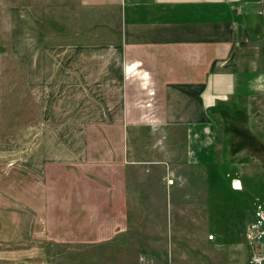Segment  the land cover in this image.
I'll list each match as a JSON object with an SVG mask.
<instances>
[{
	"label": "crops",
	"instance_id": "0c3cea01",
	"mask_svg": "<svg viewBox=\"0 0 264 264\" xmlns=\"http://www.w3.org/2000/svg\"><path fill=\"white\" fill-rule=\"evenodd\" d=\"M28 4L58 9L52 23L32 17L31 10L28 17L18 16L26 22L31 42V36L36 35L37 43L43 32L49 46L59 51L55 55L74 57V65L60 71L76 73L77 81L90 83L93 90L107 89V108L99 115L125 122L122 174L116 150L108 146L112 155L97 161L100 177H76L66 187L69 176H55L49 183L58 188L34 196L35 237L46 241V254L59 247L56 257L48 253L44 264H231L226 258L221 263L219 254L226 257L227 250L235 248L220 236H229L231 228L216 232L213 239L206 233L196 241L189 228L165 227L167 153L163 152L169 148L157 146L154 162L146 161L149 151L141 138L147 127L158 137L183 132L186 157L199 164L217 162L221 152L230 150V142L223 139L226 130L217 124V110L233 106L245 92L264 90V58H260L264 46L254 43L264 40V0H29ZM55 23L58 34L52 28ZM35 70L48 73L43 67ZM236 145L228 155L232 163L243 160ZM167 168L176 170L174 164ZM234 189L242 190V183Z\"/></svg>",
	"mask_w": 264,
	"mask_h": 264
},
{
	"label": "rangeland",
	"instance_id": "374dc122",
	"mask_svg": "<svg viewBox=\"0 0 264 264\" xmlns=\"http://www.w3.org/2000/svg\"><path fill=\"white\" fill-rule=\"evenodd\" d=\"M28 3L0 0V264H44L48 253L52 258L59 252L54 246L46 254V241L36 239L33 225L38 219L34 216V196L59 187L49 183L51 178L69 176L66 187L76 177L95 180L101 171L97 161L102 163L112 155L108 146L116 150L120 174L125 163V122L108 121L98 113L107 108L108 90H93L90 83L77 81L76 73L60 71V67L65 70L74 65L75 58L55 55L59 51L49 46L50 40L43 32L37 43L35 34L31 42L27 24L18 16L28 17L31 10L32 17L52 23L58 9ZM46 26L50 38V24ZM52 28L60 33L58 24ZM261 42L254 43L264 46V40ZM28 44L32 45L31 51ZM29 52L39 54L28 56ZM35 67L46 68L48 73ZM255 90L245 92L233 106L217 110V124L220 130H226L223 139L230 142V150L221 152L217 162L189 161L183 132L174 137H158L150 127L142 132V144L149 151L144 156L146 161L154 162L155 155H159L157 146L169 148L168 152L163 149L167 153L165 227L189 228L196 241L203 240L206 233L215 236L231 228L229 236H220L237 247L227 250L226 257L219 253L221 263L225 258L231 264L248 263L254 251L249 235L257 233L252 229L254 208L264 203V90ZM248 136L259 147V153H251L250 146L243 148V163H232L228 156L231 146L237 144L240 150ZM168 164H174V173ZM236 181L242 183V190L234 189ZM155 188L160 191L161 184Z\"/></svg>",
	"mask_w": 264,
	"mask_h": 264
},
{
	"label": "built area",
	"instance_id": "2783aa9c",
	"mask_svg": "<svg viewBox=\"0 0 264 264\" xmlns=\"http://www.w3.org/2000/svg\"><path fill=\"white\" fill-rule=\"evenodd\" d=\"M255 223L252 229L256 234L249 235V241L254 245V251L248 264H264V203H258L254 208ZM213 239L214 235H209Z\"/></svg>",
	"mask_w": 264,
	"mask_h": 264
},
{
	"label": "flooded vegetation",
	"instance_id": "af4514ba",
	"mask_svg": "<svg viewBox=\"0 0 264 264\" xmlns=\"http://www.w3.org/2000/svg\"><path fill=\"white\" fill-rule=\"evenodd\" d=\"M251 137H247L245 138V141H244V144L241 146L240 148V151H241V155H245L243 152L244 150L242 151L243 148H248L249 149V146H250V150H251V153H259V147L257 146V144L255 143V145L253 144V139ZM260 142V141H259ZM261 143V142H260ZM263 155H264V152L262 151ZM249 156V155H248ZM244 160V159H243ZM243 160L241 162H239L240 164L243 163ZM246 162H248L249 160H245Z\"/></svg>",
	"mask_w": 264,
	"mask_h": 264
},
{
	"label": "bare ground",
	"instance_id": "6f19581e",
	"mask_svg": "<svg viewBox=\"0 0 264 264\" xmlns=\"http://www.w3.org/2000/svg\"><path fill=\"white\" fill-rule=\"evenodd\" d=\"M235 184L237 185V187L241 186V183L239 181H236ZM209 239H210V237H209Z\"/></svg>",
	"mask_w": 264,
	"mask_h": 264
}]
</instances>
